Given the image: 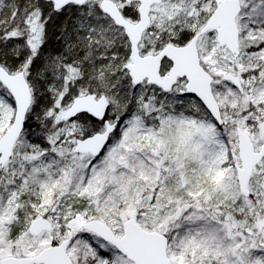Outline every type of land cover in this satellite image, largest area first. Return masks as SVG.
Masks as SVG:
<instances>
[{
    "label": "snow or ice",
    "instance_id": "1",
    "mask_svg": "<svg viewBox=\"0 0 264 264\" xmlns=\"http://www.w3.org/2000/svg\"><path fill=\"white\" fill-rule=\"evenodd\" d=\"M0 264H264V0H0Z\"/></svg>",
    "mask_w": 264,
    "mask_h": 264
}]
</instances>
